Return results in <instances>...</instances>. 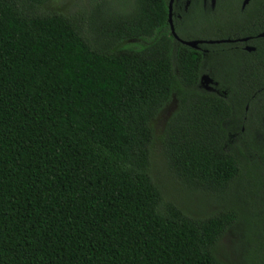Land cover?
I'll use <instances>...</instances> for the list:
<instances>
[{
    "label": "trees",
    "instance_id": "obj_1",
    "mask_svg": "<svg viewBox=\"0 0 264 264\" xmlns=\"http://www.w3.org/2000/svg\"><path fill=\"white\" fill-rule=\"evenodd\" d=\"M51 4L0 0V264H264V243L235 260L219 246L233 228L264 235L261 127L249 130L243 109L263 81L217 85L225 97L203 89L199 51L171 36L167 0L84 16ZM232 92L245 95L234 131ZM155 139L183 191L213 207L194 212L166 195Z\"/></svg>",
    "mask_w": 264,
    "mask_h": 264
},
{
    "label": "flooded vegetation",
    "instance_id": "obj_2",
    "mask_svg": "<svg viewBox=\"0 0 264 264\" xmlns=\"http://www.w3.org/2000/svg\"><path fill=\"white\" fill-rule=\"evenodd\" d=\"M168 3L169 0L166 22L171 36L182 44L183 41H197L194 46H187L199 51L202 59L200 68L207 71L212 85L206 90L225 97L224 90L216 88L217 85H232L233 90L235 87L238 91L244 84L264 83V77L250 76L251 68L264 67V0H170L169 18ZM174 21L178 31H191L194 38L180 39L173 31ZM197 29L201 30L199 34H195ZM203 33L210 34L212 39L199 37ZM208 40L212 42H206ZM208 44L214 46L207 47ZM201 76L202 73L200 86ZM226 98L233 114L226 123L234 131V124L239 122L234 118L235 107H239L238 101L245 99V95L232 92ZM243 109L248 116L245 122L248 129L257 133V128L261 127L259 139L264 146V95L245 103ZM239 129L242 131L244 126Z\"/></svg>",
    "mask_w": 264,
    "mask_h": 264
},
{
    "label": "rangeland",
    "instance_id": "obj_3",
    "mask_svg": "<svg viewBox=\"0 0 264 264\" xmlns=\"http://www.w3.org/2000/svg\"><path fill=\"white\" fill-rule=\"evenodd\" d=\"M119 0H52V6L56 7L59 10L66 11L72 14H78L80 16L87 15L95 5L102 6L101 4L107 5H117ZM210 3H212L210 1ZM210 77L207 74L206 70H202L201 76V85L205 88L203 89H211V84L209 83ZM173 106V102H169L155 117L152 122V127L156 138L159 136L161 132L162 124L167 117L170 109ZM153 168L156 174L160 177V180L164 184V191L166 195L174 197L180 204H185L187 207L194 209V212H198L201 210H207L213 207V203L208 196H204L202 193H192L183 191L181 188V184L177 182L173 174L170 170L166 168L164 165L161 154L159 142L157 139L154 141L153 148ZM231 195L236 191L234 186L229 188ZM238 193V190H237ZM230 200L233 199L229 198ZM252 210V209H250ZM255 231H260L261 226L255 225L253 228ZM237 233V235H236ZM248 234H252L251 229L247 230L246 227L242 228L240 232L235 231L233 228L232 231H227L219 240V246L221 248V252L228 256L229 259L235 260L236 258H243L245 256V252L248 248L259 246L261 243H264V235L262 233H256L253 236V240L248 238ZM236 240V248L240 251V253L234 254L233 242ZM261 257V255L259 256Z\"/></svg>",
    "mask_w": 264,
    "mask_h": 264
},
{
    "label": "water",
    "instance_id": "obj_4",
    "mask_svg": "<svg viewBox=\"0 0 264 264\" xmlns=\"http://www.w3.org/2000/svg\"><path fill=\"white\" fill-rule=\"evenodd\" d=\"M169 13H170V0H169V3H168V18H169ZM196 42L197 41H183L184 44L189 45V46H194ZM206 42H212V41L211 40H208Z\"/></svg>",
    "mask_w": 264,
    "mask_h": 264
}]
</instances>
